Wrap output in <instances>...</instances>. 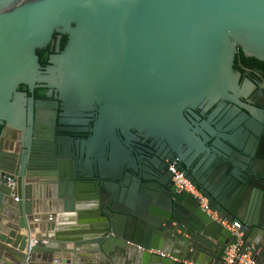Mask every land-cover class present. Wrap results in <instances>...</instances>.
Masks as SVG:
<instances>
[{
	"label": "water",
	"instance_id": "95a60500",
	"mask_svg": "<svg viewBox=\"0 0 264 264\" xmlns=\"http://www.w3.org/2000/svg\"><path fill=\"white\" fill-rule=\"evenodd\" d=\"M242 56L264 61V0H0V125L33 123L30 97L56 92L98 110L42 158L0 136V264H222L234 236L170 164L260 261L264 100L239 98Z\"/></svg>",
	"mask_w": 264,
	"mask_h": 264
},
{
	"label": "flooded vegetation",
	"instance_id": "af4514ba",
	"mask_svg": "<svg viewBox=\"0 0 264 264\" xmlns=\"http://www.w3.org/2000/svg\"><path fill=\"white\" fill-rule=\"evenodd\" d=\"M234 70L240 73L239 76V98L247 100L251 94H256L260 100H264V65L247 61L241 57L237 61H234ZM32 98L33 106L37 115L34 116L33 123H29L26 115L25 123L22 127H6L5 124L0 125V136L8 142H14L12 145V153L17 160H22L23 156L27 155L33 159L42 158L47 152L42 149H33L34 146H41L45 141L55 142L56 140H64L72 138V142L86 138L89 135V130L94 121L98 118V110L93 109L85 111L82 116H78L73 113H68L64 108V102L59 98V92L45 94ZM55 106H47L43 103H54ZM228 102L226 105H229ZM24 105L26 109L29 106V98L24 99ZM217 105L212 106L207 111L196 109V112L201 116V119H206L209 113ZM86 120L84 124H70L69 121L73 120ZM65 121V123H63ZM64 129H73L74 131H65ZM88 129V131H83ZM6 135H3V134ZM50 135H52L50 137ZM23 138L28 140L29 148L25 151L23 148ZM69 141V140H68ZM55 158H61L59 152H54ZM32 154V155H31ZM35 163V162H33ZM171 165V164H170ZM169 165V166H170ZM20 166L14 168L12 173L14 178L19 176ZM33 167V165H32ZM31 168V167H30ZM32 169H35L34 167ZM168 170L169 167H168ZM13 187L15 183L13 182Z\"/></svg>",
	"mask_w": 264,
	"mask_h": 264
},
{
	"label": "built area",
	"instance_id": "2783aa9c",
	"mask_svg": "<svg viewBox=\"0 0 264 264\" xmlns=\"http://www.w3.org/2000/svg\"><path fill=\"white\" fill-rule=\"evenodd\" d=\"M169 169L172 173V181L178 191H185L191 194L199 202L201 209L205 210L208 214L216 218L222 225H224L234 236L231 244L223 249L221 255L222 264H264L252 255V251L241 240V232L237 223H230L227 220L221 219L215 212H211L208 207V199L204 193L194 185L185 175V173L171 164Z\"/></svg>",
	"mask_w": 264,
	"mask_h": 264
},
{
	"label": "trees",
	"instance_id": "16d2710c",
	"mask_svg": "<svg viewBox=\"0 0 264 264\" xmlns=\"http://www.w3.org/2000/svg\"><path fill=\"white\" fill-rule=\"evenodd\" d=\"M238 58H239V57H236V58H235V61H237ZM241 58L246 59L247 61H251V62H255V63H260V64H263V65H264V61L257 60V59L254 58V57L242 56Z\"/></svg>",
	"mask_w": 264,
	"mask_h": 264
},
{
	"label": "crops",
	"instance_id": "0c3cea01",
	"mask_svg": "<svg viewBox=\"0 0 264 264\" xmlns=\"http://www.w3.org/2000/svg\"><path fill=\"white\" fill-rule=\"evenodd\" d=\"M262 261H264V255L260 258V262ZM186 264H192V263L187 262Z\"/></svg>",
	"mask_w": 264,
	"mask_h": 264
}]
</instances>
